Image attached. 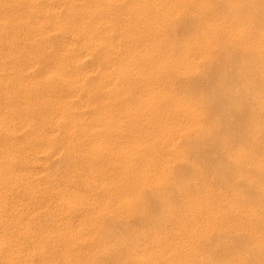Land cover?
I'll return each instance as SVG.
<instances>
[{"label":"bare ground","instance_id":"6f19581e","mask_svg":"<svg viewBox=\"0 0 264 264\" xmlns=\"http://www.w3.org/2000/svg\"><path fill=\"white\" fill-rule=\"evenodd\" d=\"M123 1L0 0V264L45 252L51 261L40 264L93 263L102 251L86 243L95 214L139 217L143 209L131 204L150 188L169 189L172 204L183 198V211L167 212L160 238L152 235L128 264H264V0H128L120 10ZM214 4L232 12L218 15ZM191 8L200 31L182 53L158 52ZM223 44L247 56L220 83L246 82L239 95L255 107L248 119L257 152L233 139L241 132L230 129L229 105L218 115L224 128L202 124L232 97L210 93L201 111L184 95L206 82L194 63ZM218 143V153L209 149ZM229 149L235 201L208 173ZM63 159L66 170L54 171L51 163ZM192 176L198 180L188 184ZM251 194L263 200L245 198ZM81 205L92 212L83 208L73 224L70 211ZM43 215L47 226L35 229Z\"/></svg>","mask_w":264,"mask_h":264},{"label":"rangeland","instance_id":"374dc122","mask_svg":"<svg viewBox=\"0 0 264 264\" xmlns=\"http://www.w3.org/2000/svg\"><path fill=\"white\" fill-rule=\"evenodd\" d=\"M239 4L248 6V2L246 0H241ZM121 5L122 6L120 10H124L128 5V0H124ZM212 10H218V15L224 17L232 12V9H229V7H226L224 4H214ZM198 13L199 12H197L195 9H189L184 16L180 17L179 22H177L175 33H172L171 28L170 30H166V38L159 43L157 49L158 52L165 53L169 51L173 55L182 53L186 44L189 43L190 37H192L194 33H198L200 31V16ZM208 17H210L208 14L203 15L204 19ZM243 18L244 17L240 18V20H243ZM122 50H124V48H122ZM224 51H227L226 54L228 55L226 61L223 60L222 56V52ZM210 54L211 57L208 61H202L199 59L194 63L196 73L203 74L206 82L198 84L197 87H193L192 90L188 89L187 93H184V95L191 101V104H194L201 111L205 110L209 106L208 102L211 100V97L213 99H218L221 96L228 95L232 97L228 98V100L224 102L222 106H220V109L212 108L213 117L204 119L202 124L206 130L218 128V125H221L224 128V124L218 122V115L221 114V110L225 109L226 106L229 105L231 109L228 110L226 117L228 118L227 122L231 124L230 129L232 128L234 131L241 132V134L237 133L236 136L231 133V136H234L233 139L236 140L237 143L244 145L249 150L252 148L251 151L253 152H257V150L253 149L250 144L251 130L249 127L251 125L249 126L250 119H248L251 117V112L255 109V107L252 105V102L249 98L239 95L241 94L239 87L245 85L246 82L244 81L240 84L232 83L230 86L220 83V75L226 73L233 76L236 73V68L240 66L243 61L248 62L247 56L240 55V53L235 51L234 48L232 49L226 44L221 45L217 48V50H214ZM227 64L236 65V67L231 68V66L229 67ZM37 76L38 72L34 70L31 73V77ZM94 79L95 77L90 79L91 83L94 82ZM188 84H191V82L188 81ZM163 89L166 90L167 87ZM174 93L176 95L182 94L180 89H174ZM210 93L213 94V96L209 97ZM235 111H242L241 113L245 114H236ZM92 114L99 116L97 111H92ZM241 122L243 123L239 124ZM221 135L224 136L223 134L218 136L222 138ZM206 136L208 137V135L204 134L203 137ZM186 145L187 144L180 142L177 144V149L184 154L185 150L188 148ZM218 147H221L219 143L216 145V147L210 146L209 149L218 153L216 150ZM227 152H231L230 149L222 153L220 150L218 159L209 164V169L212 171L208 173L210 175V179L211 176H214V180H217L215 190L222 192L229 200L235 201L236 197L233 195L232 191L235 190L234 188L237 186L238 182L236 172L230 169L231 167L227 166ZM64 161V159L58 161L54 160V162L51 163L52 169L58 173H63L66 170L65 166L68 165L67 163L69 160L67 162ZM186 161L187 164L190 165L187 157ZM190 162L196 166H201L203 161L193 159ZM193 179L194 177L192 176L187 183L193 184L198 180V176L195 177V180ZM156 191L157 190L154 188L144 191L138 200H135L131 204L133 207H136V209H143V214L139 217L135 215L129 217L126 215H121L120 213L116 214L114 212L103 215L100 213L95 214V217L99 218V223L95 234H93V236L90 237L86 243L92 242L100 246L102 251L94 255L93 258L95 260L91 264H128L129 255L134 250L142 248L144 245L149 246L150 241L152 240V235L157 234V236L160 238L161 231L166 229V213L169 211H174L176 213L179 211L182 212L184 199L180 198L177 204H172V202H169V200L173 198L169 189L165 191L162 190V194L156 193ZM201 193L202 188L198 187L195 190V195L199 196ZM96 195L99 196L100 193L96 192ZM161 195L164 199H166V201L162 202L160 200ZM245 198H248L249 200H263L261 197L252 194L245 196ZM83 208L89 212H92V208L88 205L76 206L75 208L71 209L70 216L73 220V224L76 222L77 215L82 212ZM222 210L226 211L224 208ZM217 211V213H219L218 208ZM38 219V224L34 226L35 229L47 226L48 220L46 219L45 215L40 216ZM242 239L243 238H239L238 242L243 241ZM49 258V252H45L40 258H27L23 264H40L41 262H45L47 260L51 261ZM54 260L56 261V259ZM144 261L147 264L149 263V261L146 259Z\"/></svg>","mask_w":264,"mask_h":264}]
</instances>
